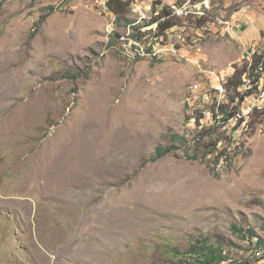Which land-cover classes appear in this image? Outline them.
Instances as JSON below:
<instances>
[{"label":"rangeland","instance_id":"374dc122","mask_svg":"<svg viewBox=\"0 0 264 264\" xmlns=\"http://www.w3.org/2000/svg\"><path fill=\"white\" fill-rule=\"evenodd\" d=\"M154 1L125 23L104 0H0V264H170L204 241L262 260L234 226L264 239V71L236 112L225 84L264 55V0H159L165 37Z\"/></svg>","mask_w":264,"mask_h":264},{"label":"trees","instance_id":"16d2710c","mask_svg":"<svg viewBox=\"0 0 264 264\" xmlns=\"http://www.w3.org/2000/svg\"><path fill=\"white\" fill-rule=\"evenodd\" d=\"M106 4L110 9L111 13L118 15L116 21L122 19L123 22L128 23V20L127 18H124V15L126 11L129 9V5H130L129 0H107ZM152 6L154 9L160 7V11L158 12L157 16L153 18L151 22V23H157L156 33L158 34V36L165 37L166 33L170 29L180 25L178 21V17L174 15V10L171 6L162 3L159 0L154 1L152 3ZM155 12L156 11H154V13ZM36 25L38 26V23ZM141 27L142 26H139L138 29L136 30V34H137L136 39L138 41H142V38L145 35V32H142ZM253 61H254L253 64L252 63L244 64V66H242L241 68H235V71L232 74V76H230L226 81L227 84H225V89L230 86L227 90L228 91L232 90L233 92V95H231L229 98V102L235 103L237 99V103L231 108V109H235V112L238 108V104L243 100L244 96H249L254 91L259 89L258 81H259L260 73L264 71V55L255 57ZM259 62H263V63H259ZM245 76L248 77V79L250 80L249 84L251 86L249 90L245 92H241L238 90V88L244 84L243 78ZM262 88L264 89V79L262 83ZM259 111H260L259 109L254 108L253 112H251L248 126H251V124L255 122L254 117L257 116L255 114L260 113ZM235 112L229 111V116L234 115ZM237 126H239V123L237 124ZM235 127L236 126H234L233 128ZM203 135L205 134H202L201 137H203ZM180 140L181 138L179 135L177 134L172 135V139H171L172 144L170 146H158L155 149V154L151 159L161 158L171 153L173 150L178 148V146L175 143ZM215 141L207 142V144L204 145V147L207 149L205 153H210V152L212 153L213 150L215 151V148L217 147V142ZM222 151L223 150H221V152ZM234 229L240 235L248 239L249 245L251 246L254 245V249L251 250V252H253L254 255H256L258 251H261L262 257L264 256L263 238L257 236L254 230L251 228L245 230L241 227L234 226ZM254 238H256L255 242H253ZM174 257L176 259L174 260L173 263L170 264H224V262L228 260V256L225 254V251L222 246L212 244L207 241H204L201 245L194 244L185 252L177 251L174 254ZM258 257L259 256H257V259ZM245 264H249V263L246 262Z\"/></svg>","mask_w":264,"mask_h":264},{"label":"bare ground","instance_id":"6f19581e","mask_svg":"<svg viewBox=\"0 0 264 264\" xmlns=\"http://www.w3.org/2000/svg\"><path fill=\"white\" fill-rule=\"evenodd\" d=\"M106 1H107V0H104V4H105V6H107ZM262 78L264 79L263 76H262ZM259 264H264V256H263L262 260H261V258H260V263H259Z\"/></svg>","mask_w":264,"mask_h":264},{"label":"clouds","instance_id":"9594fccd","mask_svg":"<svg viewBox=\"0 0 264 264\" xmlns=\"http://www.w3.org/2000/svg\"><path fill=\"white\" fill-rule=\"evenodd\" d=\"M100 7V6H99ZM101 8V7H100ZM107 8H108V6H107ZM102 9V8H101ZM104 10H106V9H104ZM252 253V252H251ZM253 261V260H252ZM255 262L253 261V264H254Z\"/></svg>","mask_w":264,"mask_h":264},{"label":"built area","instance_id":"2783aa9c","mask_svg":"<svg viewBox=\"0 0 264 264\" xmlns=\"http://www.w3.org/2000/svg\"><path fill=\"white\" fill-rule=\"evenodd\" d=\"M235 126V125H234Z\"/></svg>","mask_w":264,"mask_h":264}]
</instances>
